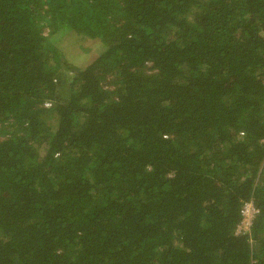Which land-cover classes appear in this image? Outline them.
<instances>
[{"label": "trees", "instance_id": "trees-1", "mask_svg": "<svg viewBox=\"0 0 264 264\" xmlns=\"http://www.w3.org/2000/svg\"><path fill=\"white\" fill-rule=\"evenodd\" d=\"M0 264H264V0H0Z\"/></svg>", "mask_w": 264, "mask_h": 264}, {"label": "rangeland", "instance_id": "rangeland-1", "mask_svg": "<svg viewBox=\"0 0 264 264\" xmlns=\"http://www.w3.org/2000/svg\"><path fill=\"white\" fill-rule=\"evenodd\" d=\"M64 43V42H62ZM86 41H84L83 39H78V41H76L73 45L74 48H78L81 47L83 45H85ZM90 45V43H89ZM92 50V49H91ZM90 50V52H92ZM90 52H85V51H77V53H69L68 51H66V59L74 66H78L79 68H83L86 66L88 59L91 58V53ZM75 54V55H74Z\"/></svg>", "mask_w": 264, "mask_h": 264}, {"label": "built area", "instance_id": "built-area-1", "mask_svg": "<svg viewBox=\"0 0 264 264\" xmlns=\"http://www.w3.org/2000/svg\"><path fill=\"white\" fill-rule=\"evenodd\" d=\"M257 213H258V210L255 208V206L252 202L245 204V206L242 210L243 220H242V223L237 230L238 233L242 234L244 232L249 231V229L252 225V221L256 217Z\"/></svg>", "mask_w": 264, "mask_h": 264}]
</instances>
